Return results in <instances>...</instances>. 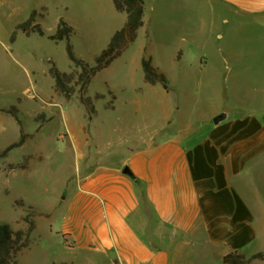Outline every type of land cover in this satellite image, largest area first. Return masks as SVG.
<instances>
[{
  "label": "rangeland",
  "instance_id": "rangeland-1",
  "mask_svg": "<svg viewBox=\"0 0 264 264\" xmlns=\"http://www.w3.org/2000/svg\"><path fill=\"white\" fill-rule=\"evenodd\" d=\"M143 2L144 25L135 40L82 94L72 82L74 93L67 101L55 92L48 72L52 64L64 74L80 71L67 58L66 42L26 36L16 26L34 12V23L52 35L63 20L73 29L74 54L94 66L95 57L124 26L125 14L115 11L111 0H0V108L17 107L29 135L22 147L0 158V223L15 230L27 229L25 218L33 223L17 264L71 259L58 234L64 202L53 207L81 165L67 127L83 140L91 160L102 152L121 161L131 144L159 137L166 121L167 134L177 127L196 129L225 107L232 111L230 118L256 116L264 123V15L238 13L221 0ZM143 59L163 75L166 90L144 81ZM95 94L103 99L95 100ZM81 96L90 98L93 112L80 103ZM18 139L19 127L0 112V153ZM256 164L247 185L259 190L264 206V155ZM256 226L259 237L244 251L246 256L264 251V215L256 216ZM206 264L219 263L213 259Z\"/></svg>",
  "mask_w": 264,
  "mask_h": 264
},
{
  "label": "crops",
  "instance_id": "crops-1",
  "mask_svg": "<svg viewBox=\"0 0 264 264\" xmlns=\"http://www.w3.org/2000/svg\"><path fill=\"white\" fill-rule=\"evenodd\" d=\"M221 1L238 13L264 15V0ZM221 112L223 122L209 121ZM231 112L216 109L198 128L170 134L166 121L159 137L131 144L121 161L102 152L91 160L67 127L81 165L53 205L64 202L58 234L71 257L60 263L221 264L232 251L245 254L259 237L256 216L264 215L259 190L247 185L264 155V123ZM125 166L136 182L121 173Z\"/></svg>",
  "mask_w": 264,
  "mask_h": 264
},
{
  "label": "trees",
  "instance_id": "trees-1",
  "mask_svg": "<svg viewBox=\"0 0 264 264\" xmlns=\"http://www.w3.org/2000/svg\"><path fill=\"white\" fill-rule=\"evenodd\" d=\"M115 11L123 13L126 16L124 26L111 37L107 47L95 57L94 66H90L83 60L78 58L70 43V35L73 31L72 27L66 24L63 20H59L56 25L54 34L46 35L42 28L34 23L35 13L32 12L30 17L23 23L16 26L15 30L21 31L24 35L37 34L39 37H46L48 40L57 42L65 41V51L69 61L75 67L79 68V72L64 74L59 72L52 64L49 69V75L54 80L55 92L60 93L69 101L74 93L73 86H69L72 82L78 87L80 94L86 91L91 79L100 71L107 68L113 60L132 43L137 35V31L143 26L144 2L143 0H111ZM15 32L12 33L10 41L14 42ZM144 81L150 85L157 83L162 84L163 88L167 89V81L157 69L153 68L149 61L143 59L141 61ZM95 100L103 99V96L96 94ZM80 103L88 108L90 112L94 109L91 105L90 98L80 97ZM0 112L11 116L19 127V139L10 144L0 153V158H6L8 153L14 149L22 147L27 141L29 135L25 134L20 120L18 119L19 110L15 106L8 108H0ZM13 168V167H12ZM19 168V167H17ZM21 203V202H19ZM22 204V203H21ZM26 219V218H25ZM24 221L28 224L26 230H15L7 223H0V264H17V256L27 247L29 233L33 228V223ZM254 261H264V251L246 256L240 251H232L224 255L221 259V264H251ZM65 264V263H61Z\"/></svg>",
  "mask_w": 264,
  "mask_h": 264
},
{
  "label": "water",
  "instance_id": "water-1",
  "mask_svg": "<svg viewBox=\"0 0 264 264\" xmlns=\"http://www.w3.org/2000/svg\"><path fill=\"white\" fill-rule=\"evenodd\" d=\"M227 118V114L224 112L219 113L217 116H215L212 120L214 125H218L221 122H223L225 119ZM121 173L127 177H129L131 180L136 182V179L134 177V175L132 174V172L130 171V169L128 168V166H125Z\"/></svg>",
  "mask_w": 264,
  "mask_h": 264
}]
</instances>
